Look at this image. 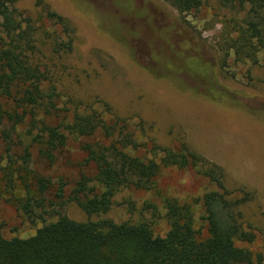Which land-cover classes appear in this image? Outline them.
Masks as SVG:
<instances>
[{
    "label": "rangeland",
    "instance_id": "374dc122",
    "mask_svg": "<svg viewBox=\"0 0 264 264\" xmlns=\"http://www.w3.org/2000/svg\"><path fill=\"white\" fill-rule=\"evenodd\" d=\"M123 1L19 0L21 12L37 30L35 63L46 70L47 86L56 89L62 109L105 112L108 106L116 117L131 121V131H144L158 146L174 152L186 147L220 167L226 191L251 196L239 211L243 230L254 232L255 240L236 245L251 253L256 263L262 257L264 264V48L256 41L238 39L233 21H242L244 14L220 0H205L189 14L179 13L164 0H137V5L148 4V19L139 17L137 7L135 12L131 7L125 10ZM49 8L66 20L63 30L53 23L56 19L48 18ZM153 28L171 33L179 50L187 46L189 53L201 56L208 65L206 76L177 71L167 62L170 55L157 57L151 45ZM192 43L199 46L198 52L191 50ZM84 142L91 141L71 140L53 166L32 147L27 181L63 180L72 189L82 174L94 178L95 167L84 163ZM20 165L18 159L8 162L0 137V230L7 239L33 237L56 222L58 212L79 223L153 222L155 235L164 236L169 232L165 199L192 203L219 192L197 169L169 167L157 177L155 189L123 190L106 214L90 217L72 203L63 209L47 205L34 208L37 216L29 221L16 200L26 192L19 181L12 194L8 185V174L17 175ZM47 198L52 200L53 195ZM195 213L198 225L204 226L202 203Z\"/></svg>",
    "mask_w": 264,
    "mask_h": 264
},
{
    "label": "trees",
    "instance_id": "16d2710c",
    "mask_svg": "<svg viewBox=\"0 0 264 264\" xmlns=\"http://www.w3.org/2000/svg\"><path fill=\"white\" fill-rule=\"evenodd\" d=\"M164 1L179 13L189 14L199 10L205 0ZM220 1L244 14L242 21H233L238 39L256 41L264 48V0ZM137 3L124 0L122 6L125 10L134 8V12L137 7L139 17L147 18L148 4L141 8ZM46 12L52 21L56 19V27H66L65 19L58 18L50 8ZM153 29L151 45L157 57L170 55L172 59L168 57L167 62L177 71L206 76L208 65L201 56L189 53L187 46L179 50L172 44L171 33ZM36 36L37 30L21 12L19 0H0V137L8 162H22L17 175L15 171L8 174V185L12 194L17 189L15 181H19L26 192L16 200L29 221L37 216L34 208L47 205L63 209L72 203L90 217L106 214L123 190L155 189L157 177L169 167L197 169L219 192H210L192 203L165 199L164 219L169 232L164 236L155 235L153 222L79 223L61 212L56 222L43 226L29 239H7L0 230V264H262V257L256 263L251 253L236 245L237 241L253 244L255 240L254 232L243 230L239 211L251 200L250 194L226 191L220 167L186 147L174 152L158 146L144 131H131V121L116 117L108 106L105 112L62 109L56 89L47 86L46 70L35 63ZM166 42H170L168 47ZM159 43L164 45L158 47ZM190 47L193 52L199 50L193 43ZM71 140L91 141L84 142L82 150L85 165L96 169L94 178L82 174L72 189L63 180L57 184L44 177H34L32 184L27 181L32 147H37L41 159L53 166L57 154ZM48 195H53L52 200ZM198 203H202L204 226H199L196 218Z\"/></svg>",
    "mask_w": 264,
    "mask_h": 264
}]
</instances>
